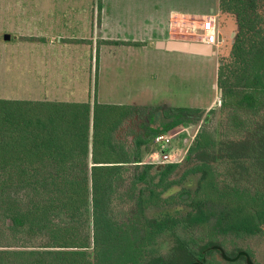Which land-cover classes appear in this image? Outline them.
<instances>
[{
    "label": "trees",
    "instance_id": "trees-1",
    "mask_svg": "<svg viewBox=\"0 0 264 264\" xmlns=\"http://www.w3.org/2000/svg\"><path fill=\"white\" fill-rule=\"evenodd\" d=\"M215 14L234 37L210 111L0 98V264H257L222 240L264 234V0H216ZM66 42L97 63L103 46H144ZM201 123L181 162H143L158 135Z\"/></svg>",
    "mask_w": 264,
    "mask_h": 264
},
{
    "label": "rangeland",
    "instance_id": "rangeland-1",
    "mask_svg": "<svg viewBox=\"0 0 264 264\" xmlns=\"http://www.w3.org/2000/svg\"><path fill=\"white\" fill-rule=\"evenodd\" d=\"M205 1L215 2L102 0L103 11L98 24L97 15L42 16L37 9L40 1L10 0L9 17L0 16V98L79 102L92 97V101L97 98L101 104L155 109L167 104L174 108L210 111L219 105L218 57L223 49L224 55L230 50V40L234 37L232 20L216 14L224 44L217 49L215 57L169 54L157 50L153 41V47L147 48L103 46L97 63L94 46L66 42L83 38L94 42L100 39L138 41L145 45V40L149 42L152 37L146 35L145 23L166 16L171 8H203ZM82 2L84 7L98 9L97 0ZM186 20L176 21L180 27L191 28L188 32L186 28L177 32L178 38L198 41L199 38L192 33L195 24L191 25L188 18ZM6 34L11 35L10 41L4 40ZM22 37H43L47 41L32 43L23 41ZM162 122L157 118L154 126H160ZM201 125L177 128L167 133L175 135L169 150L174 159L181 161L185 158ZM133 129L136 130V126ZM142 159L144 163L161 161L160 148L154 140L143 152ZM167 240L165 253L168 257L172 240ZM222 242L228 251L237 248L249 250L257 264H264V234L243 239L228 237ZM218 262L225 264L219 258Z\"/></svg>",
    "mask_w": 264,
    "mask_h": 264
},
{
    "label": "crops",
    "instance_id": "crops-1",
    "mask_svg": "<svg viewBox=\"0 0 264 264\" xmlns=\"http://www.w3.org/2000/svg\"><path fill=\"white\" fill-rule=\"evenodd\" d=\"M17 1H23V0H17ZM37 1H40V6H38L37 9L40 10L39 14L42 16L77 17V16H82V15L84 16L87 14H91L92 16H95L98 14V9L84 7L83 2H82L83 0H37ZM97 2L99 4V0H97ZM9 3H10V0H0V16L1 17H4V16L9 17L10 15ZM215 3H216V0L212 4L208 1H205L204 2L205 6H203V8L202 7L201 8H176V9L171 8L169 12L166 14V16L159 17L154 22L145 23V28H146L145 33L146 35H149V34L150 36L152 35V37L150 38L151 42L150 41L147 42L145 40L144 47L145 48H147V46L153 47L152 46L153 41H155L156 43L158 40H169V39L182 40L178 38L177 32L179 31L183 32L185 28H186V32H188L189 29L191 28L189 26L185 28L180 27L177 25L176 21L177 20L184 21L186 20V18H188L189 19L188 22L191 25L195 24L194 26L197 27V24L195 23L197 20L215 13ZM35 14L37 15V12ZM52 21L53 20H51V23H53ZM57 21L58 20H56L55 22ZM100 28H102V26L96 28V30H99ZM169 54H180V53H170L169 52Z\"/></svg>",
    "mask_w": 264,
    "mask_h": 264
},
{
    "label": "built area",
    "instance_id": "built-area-1",
    "mask_svg": "<svg viewBox=\"0 0 264 264\" xmlns=\"http://www.w3.org/2000/svg\"><path fill=\"white\" fill-rule=\"evenodd\" d=\"M195 23L197 24V27H194L195 32L193 31L192 33L193 36L195 35L199 38L198 42L210 44L216 51L223 46L224 40L221 30L218 28L216 14L203 17L197 20ZM174 138L175 135L171 134H161L155 138V143L160 148L162 159L160 162H153L152 164L179 163L182 161H180V159H174L169 153L170 146Z\"/></svg>",
    "mask_w": 264,
    "mask_h": 264
},
{
    "label": "water",
    "instance_id": "water-1",
    "mask_svg": "<svg viewBox=\"0 0 264 264\" xmlns=\"http://www.w3.org/2000/svg\"><path fill=\"white\" fill-rule=\"evenodd\" d=\"M4 40L10 41L11 35L6 34L4 36ZM155 48L157 50L170 53H182L201 57H215L218 55V52L213 48L212 45L198 41L179 39L159 40L155 43Z\"/></svg>",
    "mask_w": 264,
    "mask_h": 264
},
{
    "label": "flooded vegetation",
    "instance_id": "flooded-vegetation-1",
    "mask_svg": "<svg viewBox=\"0 0 264 264\" xmlns=\"http://www.w3.org/2000/svg\"><path fill=\"white\" fill-rule=\"evenodd\" d=\"M197 135V134H196ZM196 135H195V137H196Z\"/></svg>",
    "mask_w": 264,
    "mask_h": 264
}]
</instances>
